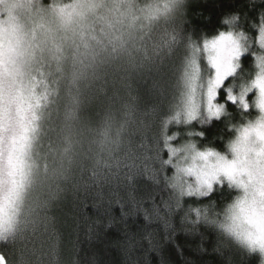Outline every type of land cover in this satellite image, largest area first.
<instances>
[{
  "label": "clouds",
  "instance_id": "9594fccd",
  "mask_svg": "<svg viewBox=\"0 0 264 264\" xmlns=\"http://www.w3.org/2000/svg\"><path fill=\"white\" fill-rule=\"evenodd\" d=\"M56 2L67 4L69 0ZM52 3L53 0H31L29 7L28 0H17L14 11L15 23L27 48L22 58L24 75L17 80L47 81L51 94L42 108L36 138L24 155L22 186L14 195H10L12 178L7 168L11 133H4L0 256L5 257V264H79L68 238L71 225L81 232L86 226V221L77 220L82 196L95 193L99 197L105 190L117 196L121 192L131 196L141 178L147 180L152 169L159 171L155 156L163 144L164 122L182 108L184 61L191 53L189 44L196 42L185 28L189 0H176L167 15L151 24L143 21L142 11L150 6L163 8L166 0H103L98 14L111 18V10L117 7L121 11L131 9L138 24L126 51L112 52L109 46V54L101 53L93 59V50L99 51L100 47L97 41L107 44L108 38L103 35L107 27L93 17L91 31L83 35L65 31L55 17L41 16L37 11L48 9ZM11 7L12 0L0 4V20H8ZM230 16H237L240 21L239 13ZM114 27L112 35L128 31L126 22ZM236 30H243L242 22L237 23ZM256 45L253 38L248 52L238 61L236 73L226 82L236 92L241 85H249L259 71L254 54L264 56V48ZM245 57H252L251 62L246 64ZM200 66L201 83H206L212 70L203 57ZM16 86L7 77L0 83L5 96ZM250 95L255 96V89ZM217 99L225 105L219 118L190 123L181 118L179 123L173 120L170 124L190 126L197 122L210 127L213 121H223L229 132L222 142L223 148L205 149L213 148L231 159L230 145L236 139L237 129L255 122L260 113L254 107L247 113L239 107L233 110L226 101ZM197 136L205 139L203 131L197 132ZM197 150H201L198 145ZM155 187L156 194L164 193V201L170 204L185 198L163 180ZM219 194H226L222 201L215 199ZM192 198L206 200L200 208L202 218L195 227L203 225L215 234L213 251L225 258L226 264H233L234 249L249 257L257 256L258 264H264V251L245 239L249 233L253 237L260 233L259 224L254 222L259 218L250 219L241 209V201H245L243 189L224 182L208 196ZM256 208L259 213L264 205L258 202ZM176 211L186 220H195L184 206Z\"/></svg>",
  "mask_w": 264,
  "mask_h": 264
},
{
  "label": "snow or ice",
  "instance_id": "6c2138e0",
  "mask_svg": "<svg viewBox=\"0 0 264 264\" xmlns=\"http://www.w3.org/2000/svg\"><path fill=\"white\" fill-rule=\"evenodd\" d=\"M6 0H0V4ZM17 0H12V7L8 10V20H0V83L5 77L10 78L13 84L18 85L9 89L7 96L0 87V175L3 174V150L4 133L10 132L7 168L8 175L12 178V189L10 195L17 193L22 186L25 176L26 161L24 155L36 138V133L43 118L42 108L47 103L51 94L47 81L24 82L22 58L27 48L21 35L20 27L15 23L14 11ZM31 7V0H28ZM176 4V0H166L163 8L148 7L142 11L143 21L149 24L162 15H167ZM103 7V0H72L68 4L53 3L48 9H38L43 16L49 14L58 21L59 25L68 32L83 35L92 30L90 18L99 20L105 25L108 31L103 35L107 37V44L99 40V51L93 50L92 58L95 59L101 53H108L111 46L112 52H123L132 39L137 28L138 17L131 9L121 11L117 7L110 18L106 14H98ZM118 12V15L116 13ZM239 17L230 16L223 20L226 30L219 33L212 39H205L202 47L197 42H191L189 47L191 53L185 58L182 72V84L184 92L181 95L182 108L177 111L174 117L164 122V130L167 125L175 120L180 122L181 118L185 123L200 120L206 117L208 120L219 118L225 105L218 102L226 101L229 105L239 107L243 112H249L254 107L259 111L260 116L255 122H249L246 126L237 129L235 141L230 145L232 158L214 150L206 148L197 150L196 143L189 142L181 148L169 147V140L172 139L162 133L163 144L157 151L155 160L158 161L160 170L172 166L176 175L165 177L167 185L176 189L180 197L208 196L214 191L216 185L227 182L229 186H237L245 192V201H241V209L249 215V218L258 217V236L253 237L251 233L245 239L250 245H258L264 251V210L257 212L258 202L264 205V56L255 55L254 59L258 66L254 79L249 85H241L238 92L233 86H226V82L232 77L239 67L238 61L248 52L249 42L254 38L260 48H264V14L261 15L259 24L251 27L256 29V35L251 36L245 30L237 31ZM127 23V32L116 31L114 25ZM143 27V24H140ZM204 58L212 74L208 76L206 83H201L200 59ZM40 88V91L37 89ZM255 89V96L250 93ZM251 96V99H250ZM168 148L173 156L177 152H183V163L174 162L170 157L163 159L161 151ZM17 177L20 179L17 180ZM187 178V179H185ZM251 200H248V196ZM259 198V200L257 199ZM163 209L166 216L171 215L176 209L183 207L182 200L177 199L175 205L163 201ZM3 204L0 203V210ZM154 211L159 215V207L154 205ZM194 212L197 220L202 218L200 208H189ZM207 209H204L203 218L206 219ZM147 218V214H146ZM165 227L170 226V221L165 217ZM0 264H5V257L0 256Z\"/></svg>",
  "mask_w": 264,
  "mask_h": 264
},
{
  "label": "trees",
  "instance_id": "16d2710c",
  "mask_svg": "<svg viewBox=\"0 0 264 264\" xmlns=\"http://www.w3.org/2000/svg\"><path fill=\"white\" fill-rule=\"evenodd\" d=\"M230 13H239L243 30L255 36L256 29L264 14V0H189L185 28L201 46L205 39H212L219 31L226 30L223 20ZM258 48V44L256 45ZM252 57H245L248 64ZM235 110V106L229 105ZM254 114V112H253ZM207 118L205 117V120ZM171 137L169 147H176L184 141H193L201 150L205 146L223 148V140L229 135L223 121H213L210 127L197 122L189 125L168 124L164 130ZM203 131L205 139L200 140L197 132ZM163 159L170 158V151H161ZM156 164L159 167L158 161ZM175 176V168L167 166L163 171L152 169L147 180L141 178L131 196L121 192L118 196L105 190L99 197L95 193L82 196L78 221H86L84 231L71 225L69 248L79 264H226L225 258L213 251L216 236L205 226L174 211L166 216L163 209L164 193L156 194L155 187L165 177ZM166 183V182H165ZM146 193H152L151 196ZM226 194L215 199L222 201ZM117 200L120 202L117 203ZM206 200L185 197L182 204L187 209L201 208ZM159 207V215L154 211ZM147 214V218H146ZM170 221L165 227L164 220ZM75 229V230H73ZM233 264H258L257 256H247L232 250Z\"/></svg>",
  "mask_w": 264,
  "mask_h": 264
},
{
  "label": "rangeland",
  "instance_id": "374dc122",
  "mask_svg": "<svg viewBox=\"0 0 264 264\" xmlns=\"http://www.w3.org/2000/svg\"><path fill=\"white\" fill-rule=\"evenodd\" d=\"M71 2H72V0H69V3H71ZM201 47H202V45H201ZM250 99H251V96H250ZM189 141L190 142H193L191 140H189ZM189 141H184V142L180 143L179 145H177L176 147H171V148H177V149H179V148H181L183 145H185ZM184 155H186V154L181 155L180 152H177L176 155L173 156L172 153L170 152V157L174 160V162H178V163H181V164L183 163V156ZM175 175H176V170H175ZM185 179H187V178H185Z\"/></svg>",
  "mask_w": 264,
  "mask_h": 264
}]
</instances>
